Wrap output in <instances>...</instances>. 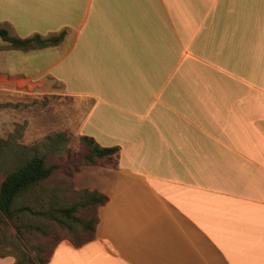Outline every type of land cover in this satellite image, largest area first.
<instances>
[{
    "label": "crops",
    "instance_id": "crops-1",
    "mask_svg": "<svg viewBox=\"0 0 264 264\" xmlns=\"http://www.w3.org/2000/svg\"><path fill=\"white\" fill-rule=\"evenodd\" d=\"M0 29L65 33L0 37V116L25 145L119 148L73 173L108 200L48 264H264V0H0Z\"/></svg>",
    "mask_w": 264,
    "mask_h": 264
},
{
    "label": "trees",
    "instance_id": "trees-1",
    "mask_svg": "<svg viewBox=\"0 0 264 264\" xmlns=\"http://www.w3.org/2000/svg\"><path fill=\"white\" fill-rule=\"evenodd\" d=\"M0 37L9 43L10 49L30 52L60 45L65 38V33L49 37L36 35L27 39H20L12 37L8 31L0 29ZM69 143L70 138L67 133H57L45 137L42 146L50 150L51 153L58 154L63 150L69 151ZM80 148L82 149V159L75 166L73 173L77 172L82 165H96L103 158L119 151V148H102L93 138L88 136L80 139ZM19 149L16 154L18 156L23 155L24 160L15 170L6 174L0 184V213L6 219L14 222L17 233L23 235L24 230L28 227L24 224L26 212L34 213L29 206L32 201L31 193L53 177L58 168L49 165L46 157L37 155L36 150L27 146H21ZM74 194L82 198L83 202L73 204L70 207L52 202L48 209L38 211L36 214L38 217L67 230L68 237L65 239H68L75 247H81L93 240L99 221L98 208L107 202L108 197L97 191L89 190L75 191ZM39 201L41 200L39 199ZM80 210L84 211L81 215ZM78 214L79 216H77ZM27 232L30 231L27 230ZM60 241L53 246L49 259ZM25 257L27 258L24 254L17 259L15 264H24ZM49 259L44 261L37 258L27 259V261H30V264H48Z\"/></svg>",
    "mask_w": 264,
    "mask_h": 264
},
{
    "label": "rangeland",
    "instance_id": "rangeland-1",
    "mask_svg": "<svg viewBox=\"0 0 264 264\" xmlns=\"http://www.w3.org/2000/svg\"><path fill=\"white\" fill-rule=\"evenodd\" d=\"M37 109H39V106ZM5 120L11 121L12 128L10 132L6 131L2 137L0 136V184L5 175L15 170L24 160L23 155L18 156L16 154V151L21 146L36 150L37 155L45 156L48 164L56 166L58 170L42 187L31 193L32 201L29 206L34 213L26 212L24 224L28 227L24 230L23 235L17 233L14 222L6 219L0 213V257L10 256L17 260L25 254L27 258H24V264H30L27 259L41 258L44 261H48L55 243L67 238L68 232L56 226V224L38 217L36 212L48 209L52 202L66 207L83 202L82 198L74 194L75 191L79 190H76L72 184L74 168L82 159V149L76 142L69 151L63 150L58 154L51 153L50 150L42 146L44 138L25 145L24 131L28 122L21 119L19 123L15 124L14 128V116H6L5 118L0 116V122ZM12 129L13 131H11ZM83 212V210H80V215ZM27 230L30 232H27Z\"/></svg>",
    "mask_w": 264,
    "mask_h": 264
}]
</instances>
